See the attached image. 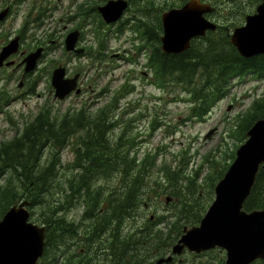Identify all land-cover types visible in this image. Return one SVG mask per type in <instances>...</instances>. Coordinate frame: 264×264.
<instances>
[{
    "label": "trees",
    "instance_id": "16d2710c",
    "mask_svg": "<svg viewBox=\"0 0 264 264\" xmlns=\"http://www.w3.org/2000/svg\"><path fill=\"white\" fill-rule=\"evenodd\" d=\"M106 1L97 0L93 6H86L85 1L78 6L77 12L81 19L88 22L96 16L106 26L99 19L97 8L99 2ZM129 1L130 6L136 7L137 30L145 40L144 45L152 48L147 66L154 79L162 88L179 85L189 97L188 101L195 105L193 110L199 118H203L218 100L226 96L235 78L248 73L264 75V55L244 58L230 41L232 30L242 25L246 16L255 12L262 0H202L215 6L214 13L220 10L224 21L216 31L194 39L191 48L181 54H167L161 50L162 12L189 0H163L160 3L157 0ZM49 9L41 5L35 22L43 23L49 17ZM154 11L159 14L149 19ZM99 33L104 41L103 31ZM48 35L53 37L55 34ZM101 49L96 52L99 56L94 58L101 59L100 56L105 55L104 44H101ZM87 54L92 55L89 51ZM32 85L36 87L35 82ZM120 93L121 89H118L106 105L94 111L91 106H85L58 115L52 109L44 108L14 138L0 143V177L3 180L0 185V220L11 206L21 200H30L32 220L46 226L44 264H59L61 257L69 261L71 257L67 254L80 253L81 250L87 252L91 246L93 253H116V256L105 259L110 264H156L157 259L171 253L172 246L181 238L186 226L201 222L213 201L216 183L235 159L236 155L230 156L231 163L215 169L210 178L212 182L201 183L197 187L199 172L196 178L192 177L187 174L184 164L173 168L163 162L156 166L159 153L151 151L138 157L133 135L124 130L113 139L110 137L119 126ZM7 99L9 97L0 94V110L8 103ZM252 107L243 127L241 143L247 139L249 128L258 119L264 118V93L254 99ZM68 147H72L74 153L69 164L77 174L68 176L62 183L59 177L62 153ZM46 149L50 152L45 161ZM205 159L209 161V157ZM112 175L115 183L108 186L110 191H104L99 180ZM166 191L174 197L171 215H155L153 220L147 217L140 228L129 233L128 230L123 231V228L128 229L127 222L123 226L117 224L118 221L128 220L129 228H132L134 222L143 216L140 209L147 206L151 193L160 195ZM56 195L59 197L55 198ZM40 205L44 209L42 215L36 218ZM74 206L86 207L82 219L91 222L88 239L83 241L76 238L72 227L67 224V217L59 214ZM245 209H264V166ZM110 225L113 228L112 238L102 240L98 233L100 227ZM80 243L82 246H78ZM217 252L219 249L189 254L191 259L196 260ZM96 259L100 260L98 256ZM181 260L176 256L173 262L167 264H180ZM223 262L221 258L215 264ZM253 264H264V260Z\"/></svg>",
    "mask_w": 264,
    "mask_h": 264
},
{
    "label": "rangeland",
    "instance_id": "374dc122",
    "mask_svg": "<svg viewBox=\"0 0 264 264\" xmlns=\"http://www.w3.org/2000/svg\"><path fill=\"white\" fill-rule=\"evenodd\" d=\"M85 1L86 6L97 4V0H27L17 7L16 17L9 20L7 33H10L11 29L19 31L24 23L28 25L26 41L22 44V48L27 52L35 49L38 41L50 33L55 34L52 40L56 42L48 44L50 47L47 53H44L45 56L30 77V81L36 83V87L32 85L30 95L26 96L25 85L19 87L22 71L13 70L12 67L0 71V94L12 99L0 110V143L14 138L25 124L32 121L44 108L52 109L53 113L58 115L85 106H91L93 111L99 110V107L106 105L114 93L121 89L118 96L120 108L117 113L119 126L110 137L113 139L125 130L133 135L137 142L134 149L138 150V157L144 156L148 151L159 153L156 166L166 162L176 168L182 163L187 174L192 177L196 178V173L199 172L197 187H200L201 183L212 182L211 175H214L215 169L231 163L230 156L236 155L242 144L243 127L253 109L254 99L264 93V75L259 77L248 73L235 78L229 85L226 96L218 100L203 118H199L193 110L195 105L188 101L189 97L179 85L162 88L154 79L153 72L147 66L152 48L150 45L143 46L145 40L137 30L136 7L131 5L123 21L117 26L111 27L110 30L108 27L107 31L102 29L105 35H109L104 36L105 55L100 56L101 59L94 58L99 56L96 52L102 51L100 43L103 39L99 33L100 23L96 16L91 17L88 22L81 19L77 12L78 6ZM41 5L51 9L49 17L44 19L43 23L35 22L40 15ZM166 10L169 8L164 11ZM220 12V10L213 12V16H208L209 19L222 24L224 20L220 17ZM158 14V11H154L148 18L151 19ZM26 17L28 22H25ZM233 18L232 15L231 19ZM99 19L102 20L101 15ZM120 27H123L122 32H119ZM75 28L82 31V41L79 40L78 45L92 55H76L65 50V38L70 30ZM0 38L1 45L8 36L3 32ZM61 64L67 69V77L81 73L79 79L81 93L73 92L64 100L54 97L52 86L53 71ZM123 86L124 88H121ZM212 129L214 133L206 138ZM49 152L46 149L45 161ZM73 155L72 147L66 148L62 153V166L59 171L62 183L68 176L77 174L69 164ZM206 156L209 157V161L205 159ZM2 183L0 177V185ZM99 183L104 191H110L108 186L114 185L115 178L113 175L105 177L100 179ZM167 196L173 197L168 191L160 195L152 192L147 206L140 209L143 216L134 222L132 228H129L130 221L127 220L128 233L130 230L134 232L136 228H140L147 217L171 215L174 197L170 203H166ZM58 197L59 195L55 196ZM61 198L64 200L65 196ZM214 199L215 193L213 201ZM43 209V205L37 207L36 218L42 215ZM83 211L82 207L74 206L67 207L59 214L66 216L68 220L78 221ZM78 246H82L81 243ZM92 247L85 255L94 252ZM189 253L181 255L180 264H215L221 258L224 262L226 260V252L221 249L217 253L196 260L191 259ZM94 261L110 264L105 259Z\"/></svg>",
    "mask_w": 264,
    "mask_h": 264
},
{
    "label": "water",
    "instance_id": "95a60500",
    "mask_svg": "<svg viewBox=\"0 0 264 264\" xmlns=\"http://www.w3.org/2000/svg\"><path fill=\"white\" fill-rule=\"evenodd\" d=\"M128 0H108L98 10L108 24L120 20L128 9ZM214 7L201 0H190L180 8L162 14L164 34L162 50L168 54H181L191 48V42L203 37L208 30L215 31L218 25L206 14ZM8 10L0 13V21ZM81 32L74 30L65 39L68 52L82 54L77 48ZM230 41L239 54L247 59L264 55V0L256 12L246 17L245 24L236 27ZM20 38L12 39L0 52V69L5 61L17 54ZM44 48L30 52L22 61L25 74L39 66ZM14 61L6 63L7 66ZM21 64V65H22ZM67 69L60 65L52 75L54 97L65 99L71 93L79 94L80 74L67 77ZM214 133L212 129L206 136ZM264 166V118L258 119L247 132L246 141L239 147L236 158L215 187V199L198 225L186 226L181 238L172 246L171 254L161 257L156 264L173 262L185 252L204 253L216 248L226 252L224 264H253L264 260V209L247 211L245 203L256 184L261 167ZM165 198L166 203L172 201ZM31 201L28 199L11 206L0 220V264H38L46 246V227L31 220ZM152 219L154 216L151 217Z\"/></svg>",
    "mask_w": 264,
    "mask_h": 264
},
{
    "label": "flooded vegetation",
    "instance_id": "af4514ba",
    "mask_svg": "<svg viewBox=\"0 0 264 264\" xmlns=\"http://www.w3.org/2000/svg\"><path fill=\"white\" fill-rule=\"evenodd\" d=\"M26 1L27 0H0V13L2 11H5L6 9L8 10V13L5 16V18L0 21V37L3 35V32L6 33L8 36V38H6L4 40V42L0 45V52L2 51V48L4 46H6L12 39H14L16 37L20 38L19 52L17 54L12 55L10 58H8L5 61V65L3 66V68L0 69V71L8 68V66L6 65L7 62L14 61L15 64L11 67L13 70L22 71V77L20 79L19 87L22 88L25 85V87H24L26 90L25 94L27 96V95H30V93H32V82L30 81V77L32 76V74H24L25 65L22 64V61L24 60V58L26 57V55L28 53H30L34 50L33 49V50L27 52L26 50H24L22 48L23 41H26V30L28 28V25H26L24 23L19 31L18 30L13 31V29H11L10 33H12V34L10 35V33H7L9 20L16 17L17 7L22 5ZM122 21L123 20H121V21H119L113 25H107L104 27V30L106 29V31H107L108 27H109L108 30H110L111 27L117 26ZM25 22H28V17H26ZM5 27H6V29H5ZM119 30H123V27H120ZM70 32H71V30H70ZM32 38H34V34H32ZM80 41H82V36L80 38ZM54 42H56V41L52 40V38H49V36H46V37L42 38L40 41H38L37 46L38 47L43 46L46 49V47H48L49 43L53 44ZM78 47H80V46L78 45ZM5 92H7V91H5ZM126 222L127 221H118L117 224H121V226H123V225H125ZM67 224L70 227H72L74 234L79 241H83V240L88 239V231H89L88 228L91 226V222L88 219L83 218V219L78 220V221L67 219ZM127 230H128L127 228H123L124 232H126ZM112 231H113V228H112V225H110L107 227H100L98 233H99L100 238L102 240L107 241L108 239L112 238ZM89 235H90V233H89ZM67 255H69L71 257V259L69 261H65V260H63V257H61L58 259V263L59 264H62V263H64V264H100V263L94 261V260H96L97 256L100 259H108L110 257L116 256V253H112V252L109 253L108 251H100V252L88 254L89 256H86L85 252L83 250H81L80 253H69ZM81 256H86L87 258L84 257L81 260L80 259ZM93 257H95V258H93ZM44 263H45V261L42 258L38 262V264H44ZM103 264H106V262H104Z\"/></svg>",
    "mask_w": 264,
    "mask_h": 264
},
{
    "label": "bare ground",
    "instance_id": "6f19581e",
    "mask_svg": "<svg viewBox=\"0 0 264 264\" xmlns=\"http://www.w3.org/2000/svg\"><path fill=\"white\" fill-rule=\"evenodd\" d=\"M189 1H190V0H189ZM201 1H202V0H201ZM262 1H263V0H262ZM187 2H188V1H187ZM202 2H203V1H202ZM203 3H210V2H203ZM261 3H262V2H261ZM261 3H260V4H261ZM210 4L212 5V3H210ZM260 4H259V5H260ZM259 5H258V6H259ZM212 6L214 7V11H213V12H215V6H214V5H212ZM256 9H257V8H256ZM213 12H212V13H213ZM255 12H256V10H255ZM255 12H253V13H255ZM212 13H208V14H206V17L209 19L208 16L211 15ZM250 14H252V13H250ZM248 15H249V14H248ZM248 15H247V16H248ZM247 16H246V17H247ZM209 20H211V19H209ZM211 21H212V20H211ZM245 21H246V18H245ZM213 22H215V21H213ZM215 23H216L217 25H219L217 22H215ZM244 23H245V22H244ZM244 23H243V24H244ZM162 25H163V23H162ZM217 28H218V27H217ZM216 30H217V29H216ZM216 30H215V31H216ZM209 31H212V30H208L207 33H208ZM207 33H206V35H207ZM163 34H164V28H163ZM163 34H162V35H163ZM162 35H161V37H162ZM206 35H205V36H206ZM203 37H204V36H203ZM197 38H200V37H197ZM195 39H196V38H195ZM160 40H161V38H160ZM161 46H162V42H161ZM161 50H162V48H161ZM162 51H163V50H162ZM163 52H164V51H163ZM164 53H165V52H164Z\"/></svg>",
    "mask_w": 264,
    "mask_h": 264
}]
</instances>
